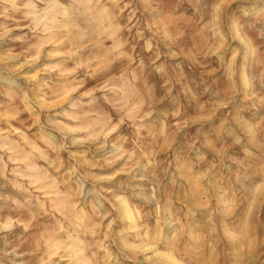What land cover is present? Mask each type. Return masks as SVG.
Returning <instances> with one entry per match:
<instances>
[{
	"label": "rangeland",
	"instance_id": "1",
	"mask_svg": "<svg viewBox=\"0 0 264 264\" xmlns=\"http://www.w3.org/2000/svg\"><path fill=\"white\" fill-rule=\"evenodd\" d=\"M261 2L0 0V264H264Z\"/></svg>",
	"mask_w": 264,
	"mask_h": 264
},
{
	"label": "bare ground",
	"instance_id": "2",
	"mask_svg": "<svg viewBox=\"0 0 264 264\" xmlns=\"http://www.w3.org/2000/svg\"><path fill=\"white\" fill-rule=\"evenodd\" d=\"M48 1V0H47ZM261 3H263L264 4V0H263V2H261ZM259 12L258 13H260V15H262V16H264V6H262L261 8H259V10H258ZM99 12V11H98ZM47 13V12H46ZM254 16V15H253ZM67 23H68V21H67ZM235 32L237 31V29L235 28V30H234ZM222 39H224V38H222ZM43 42V41H42ZM41 45V44H40ZM39 45V46H40ZM55 55V54H54ZM53 56V55H52ZM249 56H251V55H249ZM247 58V57H246ZM251 59V58H250ZM246 65V64H245ZM244 67V66H243ZM232 69V68H231ZM241 70H244V69H241ZM230 71V70H229ZM42 82V81H41ZM10 85H11V83H10ZM13 85V84H12ZM246 94H247V92H246ZM74 104V103H73ZM105 130H107V129H105ZM1 139V138H0ZM4 141V140H3ZM8 142H9V140H8ZM21 149V148H20ZM1 150V149H0ZM21 150H23V149H21ZM24 151V150H23ZM21 154H22V152H21ZM27 154V153H26ZM13 157V156H12ZM26 157V156H25ZM19 159V158H18ZM17 161V160H16ZM30 166H31V164H30ZM20 171V170H19ZM27 171V170H26ZM37 172V171H36ZM39 173V172H38ZM29 174V173H28ZM31 174V173H30ZM41 176V175H40ZM36 177V176H35ZM37 179V178H36ZM191 179V178H190ZM17 180V179H16ZM38 181V180H37ZM190 181V180H189ZM47 182V181H46ZM16 183V182H15ZM18 183V182H17ZM42 183V182H41ZM80 183H81V181H80ZM19 184V183H18ZM264 184V183H263ZM24 186V185H23ZM40 186V185H39ZM57 186V185H56ZM13 187H14V185H13ZM19 187H20V185H19ZM54 187V186H53ZM262 187V186H261ZM15 188V187H14ZM52 188V187H51ZM56 188V187H55ZM22 189V188H21ZM26 189V188H25ZM37 189V188H36ZM40 189V188H39ZM15 190V189H14ZM27 191V190H26ZM87 191V190H86ZM21 192V191H20ZM19 192V193H20ZM72 192V191H71ZM218 192V191H217ZM30 193V192H29ZM47 192L45 191V194H46ZM99 193V192H98ZM22 194V193H21ZM49 195H50V193H48ZM54 194V193H53ZM87 194V193H86ZM31 194H29V196H30ZM99 195V194H98ZM31 197V196H30ZM100 197V196H99ZM52 199H53V197H51ZM121 198V197H120ZM31 199V198H30ZM48 199V198H47ZM85 199V198H84ZM102 199V198H101ZM107 199V198H106ZM128 199V198H127ZM220 199V198H219ZM56 200H57V198H56ZM64 200V199H63ZM152 200V199H151ZM230 201V200H229ZM43 202V201H42ZM66 202V201H65ZM121 202H122V216H123V218H126V219H129V220H133L134 219V212H133V210H132V208L130 207V205L127 203V202H125L124 200H121ZM41 203V202H40ZM56 203H57V201H56ZM106 203V202H105ZM222 203V202H221ZM246 203V202H245ZM31 204V203H30ZM69 204V203H68ZM107 204V203H106ZM111 204V203H110ZM223 204H226V203H222V205ZM44 205V204H43ZM108 205V204H107ZM112 205V204H111ZM169 205V204H168ZM33 206V205H32ZM226 206H228V205H226ZM54 207H56V206H54ZM95 207V206H94ZM160 207V206H159ZM252 207V206H251ZM18 208V207H17ZM29 208V207H28ZM169 209V208H168ZM76 211V210H75ZM185 211V210H184ZM193 212V211H192ZM49 213V212H48ZM57 213V212H56ZM100 213V212H99ZM167 213V212H166ZM170 213V212H169ZM225 213V212H224ZM30 214V213H29ZM61 214V213H60ZM59 214V215H60ZM192 214V213H191ZM164 215V214H163ZM198 215V214H197ZM29 216V215H28ZM44 216V215H43ZM86 216V215H85ZM117 216V215H116ZM181 216V215H180ZM199 216V215H198ZM21 217V216H20ZM69 217V216H68ZM53 218V217H52ZM88 218V217H87ZM117 218V217H116ZM174 218H176V217H174ZM32 219V218H31ZM90 219V218H89ZM169 219V218H168ZM55 220V219H54ZM58 220V219H57ZM69 220V219H68ZM170 220V219H169ZM181 221V220H180ZM50 222V221H49ZM60 222V221H59ZM101 222V221H100ZM105 222V221H104ZM167 222H170V221H167ZM63 223V222H62ZM173 223V222H172ZM171 223V224H172ZM65 224V223H64ZM75 224V223H74ZM88 224V223H87ZM104 224V223H103ZM181 224V223H180ZM163 225V224H162ZM183 225V224H182ZM181 225V226H182ZM67 226V225H66ZM92 226V225H91ZM180 226V225H179ZM89 227V226H88ZM78 228H80V227H78ZM109 229V228H108ZM94 230V229H93ZM72 231V230H71ZM121 231V230H120ZM48 232V231H47ZM180 232H181V229H180ZM172 233V232H171ZM79 234H80V232H79ZM167 234H169L170 235V233H167ZM184 234V233H183ZM175 235V234H174ZM113 236V235H112ZM163 236V235H162ZM178 236V235H177ZM127 237V236H126ZM174 237V236H173ZM65 238H66V236H65ZM114 238V237H113ZM158 239H160L159 237H157ZM111 239V238H110ZM170 239V238H169ZM71 241V240H70ZM86 241V240H85ZM96 241V240H95ZM67 242V241H66ZM75 242V241H74ZM80 242V241H79ZM181 242V241H180ZM76 243V242H75ZM74 243V244H75ZM98 243V242H97ZM78 245H80L79 243H77ZM63 245V244H62ZM67 245V244H66ZM65 245V246H66ZM137 245V244H136ZM63 247V246H62ZM89 247V246H88ZM262 247V246H261ZM83 248H84V246H83ZM190 248V247H189ZM106 249V248H105ZM191 249V248H190ZM76 250V249H75ZM104 251V250H103ZM56 252V251H55ZM72 252V251H71ZM79 252V251H78ZM121 252V251H120ZM174 253V252H173ZM73 255V254H72ZM102 255V254H101ZM45 256V255H44ZM95 256V255H94ZM106 256V255H105ZM165 257H166V259L169 261V263L170 264H180V263H178L174 258H173V256L171 255V254H169V253H167V254H165L164 255ZM46 257V256H45ZM49 257H50V255H49ZM109 258V257H108ZM85 259V258H84ZM82 257H81V259H79V262H84L85 260H84ZM105 259V258H104ZM199 259V258H198ZM113 260V259H112ZM150 260V259H149ZM151 261V260H150ZM2 263V262H1ZM67 264V263H66Z\"/></svg>",
	"mask_w": 264,
	"mask_h": 264
}]
</instances>
